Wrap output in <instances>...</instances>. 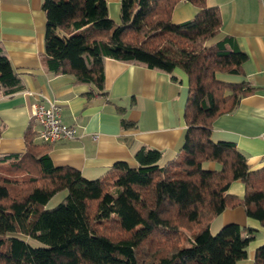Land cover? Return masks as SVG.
Here are the masks:
<instances>
[{"label": "trees", "instance_id": "obj_1", "mask_svg": "<svg viewBox=\"0 0 264 264\" xmlns=\"http://www.w3.org/2000/svg\"><path fill=\"white\" fill-rule=\"evenodd\" d=\"M182 1L197 11L191 20L174 24L172 11ZM41 7L49 72L102 90L106 58L162 71L173 80L180 71L189 90L187 130L177 156L166 164H160V151L141 148L137 166L119 161L88 180L73 168L55 167L46 151L49 143L35 142L30 127L24 152L0 154V264H236L245 259L256 229L228 224L215 235L209 230L215 217L236 206L264 227V167L251 170L233 143L211 139L212 122L254 91L244 82L216 78L239 75L247 58L232 37H219L218 9L206 0H120V21L114 23L106 0H43ZM0 87L5 95L23 88L1 48ZM122 124L130 127L125 120ZM206 163L218 169L208 170ZM234 181L244 185L242 197L228 194ZM62 191L64 199L45 209ZM10 232L44 247H31ZM253 264H264V245L255 250Z\"/></svg>", "mask_w": 264, "mask_h": 264}, {"label": "crops", "instance_id": "obj_2", "mask_svg": "<svg viewBox=\"0 0 264 264\" xmlns=\"http://www.w3.org/2000/svg\"><path fill=\"white\" fill-rule=\"evenodd\" d=\"M42 1L0 0V48L23 85L22 90L11 95H5L0 87V154L24 152L27 130L37 129L30 119L31 108L54 102L62 122L76 130L74 139L47 146L55 167H70L85 179L94 180L119 161L137 166L135 156L141 148L160 151L161 165L173 160L187 130L186 76L175 71L179 80H173L171 74L162 71L106 58L103 89L98 90L92 85L76 83L70 75L49 72L44 59L46 16ZM106 5L109 18L119 23L120 0H106ZM206 5L220 12L219 37H232L247 57L239 75L217 74L216 78L235 84L244 82L254 90L231 113L220 115L212 122L211 139L233 143L250 169L257 170L264 167L262 2L206 0ZM196 11L193 5L182 1L170 19L180 24L191 20ZM123 120L130 127H124ZM34 141L43 143L36 133ZM204 167L218 169L215 163H206ZM228 194L242 197L244 185L240 181L232 182ZM228 224L256 229L255 239L247 247V257L236 262L253 264L255 250L264 245V238L258 237L259 229L264 228L249 218L242 206H236L223 210L210 222V233Z\"/></svg>", "mask_w": 264, "mask_h": 264}, {"label": "built area", "instance_id": "obj_3", "mask_svg": "<svg viewBox=\"0 0 264 264\" xmlns=\"http://www.w3.org/2000/svg\"><path fill=\"white\" fill-rule=\"evenodd\" d=\"M262 2L263 13L264 3ZM30 119L36 127V135L43 143H55L74 139L76 130L72 126L64 124L61 120L59 107L54 102H48L47 106H33L30 111Z\"/></svg>", "mask_w": 264, "mask_h": 264}, {"label": "rangeland", "instance_id": "obj_4", "mask_svg": "<svg viewBox=\"0 0 264 264\" xmlns=\"http://www.w3.org/2000/svg\"><path fill=\"white\" fill-rule=\"evenodd\" d=\"M13 175V174H12ZM16 176L18 175V176H23V174L22 173H20V172H18L17 174H15ZM14 175V176H15ZM66 196V191H62V192H60V193H58V194H56V195H54L49 201H48V203L46 204V206H45V209H52V208H54L55 206H57L63 199H64V197ZM263 227V226H262ZM264 228V227H263ZM220 230V229H219ZM218 230V231H219ZM263 229H259V232H258V234H259V236L258 237H263L264 238V234H263V231H262ZM217 231V232H218ZM217 232H215V233H213V235H215V234H217ZM8 236H14V237H17V238H20V239H22V240H24L27 244H29L31 247H34V248H36V247H44V244L43 243H41V242H39V241H37V240H35V239H33V238H31V237H29V236H26V235H24V234H22V233H13V232H10V233H8L7 234ZM185 235H188L187 233H185ZM261 239V238H260Z\"/></svg>", "mask_w": 264, "mask_h": 264}]
</instances>
